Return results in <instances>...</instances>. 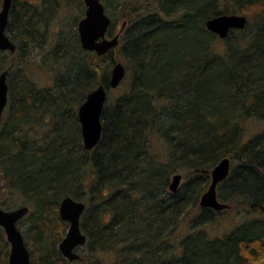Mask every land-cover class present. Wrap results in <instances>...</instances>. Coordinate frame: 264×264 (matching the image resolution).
<instances>
[{"label": "trees", "instance_id": "16d2710c", "mask_svg": "<svg viewBox=\"0 0 264 264\" xmlns=\"http://www.w3.org/2000/svg\"><path fill=\"white\" fill-rule=\"evenodd\" d=\"M262 3L123 0L120 43L98 56L81 46L76 25L83 16L48 49L50 22L64 7L81 5L84 13L83 0H12L6 32L17 48L0 50V73L9 71L0 205L12 208L6 192L25 198L30 222L23 234L33 264H264L255 263L264 258V128L243 137L244 123L264 121ZM244 7L260 8L245 29L225 39L207 29L209 18ZM41 48L52 67H64L55 87L38 85L25 62ZM119 58L126 76L115 100L107 99L100 142L87 150L79 106L100 84L109 86ZM225 157L232 168L218 197L244 217L212 235L207 226L228 209L202 207L200 199ZM179 171L186 181L173 192ZM65 196L86 204L87 242L74 261L58 247L69 226L59 213ZM5 236L0 226V264H10Z\"/></svg>", "mask_w": 264, "mask_h": 264}, {"label": "water", "instance_id": "95a60500", "mask_svg": "<svg viewBox=\"0 0 264 264\" xmlns=\"http://www.w3.org/2000/svg\"><path fill=\"white\" fill-rule=\"evenodd\" d=\"M85 15L78 23L80 43L84 50L95 52L98 56L107 54L120 43L121 31L126 25L124 21L121 31L113 36L108 35L112 24V18L106 12L101 0H84ZM12 0H3L0 9V50L16 51V44L6 33L9 23ZM248 19L239 13H225L213 16L206 21L209 31L218 35L221 39L228 37L232 30H242L246 27ZM8 70L0 73V131L4 110L9 99ZM126 76V67L118 61L113 64L109 79V86L100 84L94 88L79 106L78 118L81 123L84 146L92 150L100 142L103 131L102 113L106 105L109 91L120 86ZM232 168V160L229 157L221 159L211 171V182L207 190L202 194L200 205L221 211L229 208V204L219 199L218 186L228 178ZM182 174L173 176L170 189L178 190L182 181ZM86 204L71 196L62 198L59 205V213L64 221L69 223L66 236L59 244V250L70 261L81 258L77 248L87 242V236L81 228V219ZM29 212L28 206H22L13 210H5L0 206V226L3 227L7 240L11 245L10 264H32L31 254L26 245L24 235L18 227V222Z\"/></svg>", "mask_w": 264, "mask_h": 264}, {"label": "rangeland", "instance_id": "374dc122", "mask_svg": "<svg viewBox=\"0 0 264 264\" xmlns=\"http://www.w3.org/2000/svg\"><path fill=\"white\" fill-rule=\"evenodd\" d=\"M102 1H103V3L106 6V12L108 13V15L114 21L113 27L111 26V29L113 30V33L115 34L117 32H120L123 18L120 17V19H119L118 17L121 15V11H120L121 10L120 9L121 4H120V2L123 1V0H109V3H108V1H105V0H102ZM126 1L129 2V1H132V0H126ZM262 5H264V0H263ZM80 6L81 5H78L77 7H71L70 9H68V8L65 9V7L62 8V10H60V12L58 13V16L56 17V19L54 21L50 22V24H49L50 26H49V29H48L49 39L51 40L49 48H48L49 51L52 48H54V46L56 44L55 42H57L56 40H58V38H59L58 34L61 33V31L63 29H64V32H66L69 35L74 32V30H75V18L77 16H79V17L81 16L82 17V16L85 15L86 6L84 8V13H83V10H82V8ZM259 10H260V8L257 7L255 9L251 10L250 13H248L246 11V7H244L243 11H240L238 9L236 13L245 15L247 17L248 21H251V19L256 17V15L259 12ZM78 23H79V21H78ZM78 23L76 25L77 29H78ZM249 31L251 32V30H249ZM50 37L51 38L53 37V38L51 39ZM219 39H221V38L219 37ZM220 47L223 48V45L220 44ZM48 49L44 50L43 48H41L39 50H36L34 53L29 54V56L26 58L28 61L27 60L25 61V59H24V61L29 64L30 74H31L32 78L37 82L38 85L55 87L54 86V83L56 82L55 78H56V76H58L60 74L61 71L64 70V67L61 64L60 70H57L58 67H52L53 64L50 62V59H46L45 60V58H46L45 54H47ZM50 54H49V56H50ZM45 61H46V63L48 65H46ZM118 61H121L125 65L124 61L121 58H119ZM39 65L44 66V69L40 68ZM111 69H112V66H111L110 70ZM59 80H61V79H59ZM53 87H52L53 90H58V88L54 89ZM116 93H117V89L116 88L115 89H111L109 91V96H108L109 97V101L110 100H115ZM4 115H5V111H4ZM44 120H46L47 122H50V118L48 116H46V118ZM80 125H81V123H80ZM263 128H264V121L263 120L261 121V120H257V119H254V118L248 120L246 123H244V136H243L244 137V141H247L255 133L262 131ZM41 129L44 130V132H45V125ZM41 133L42 132L40 131V135H41ZM38 134H39V132L38 133L37 132H31L32 136H38ZM82 141H83V137H82ZM83 144H84V142H83ZM160 144L161 143L158 140V145H160ZM159 147L161 148V146H158V148ZM158 151H160V150H158ZM179 172L182 174V177H183L182 181L180 183V186H181L186 181V178H185V173L184 172H182V171H179ZM173 176L171 177L170 183L173 180ZM24 200H25L24 197L12 198L6 192L4 201L10 202V204L12 205V208L5 209V210H13V209H17L19 207L25 206L23 204ZM243 217L244 216H240L239 214H237L234 209H228V211L226 210L224 212H220L219 214H216V219L217 220L214 223L208 225L207 229L210 230L212 235H221L226 229L232 228V226L235 223L241 221L243 219ZM21 220L22 221L20 223H18V227L22 231V233H24L25 228L28 227V224L30 222L29 219H28V215L26 214ZM5 239H7L6 236H5ZM26 245L28 246V248L30 250V246L27 243H26ZM8 248H9V255H10V249H11L10 243H9V247ZM80 253H81V251H80ZM263 259L264 258H258L255 261V263H260L261 261H263Z\"/></svg>", "mask_w": 264, "mask_h": 264}]
</instances>
